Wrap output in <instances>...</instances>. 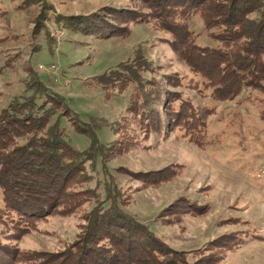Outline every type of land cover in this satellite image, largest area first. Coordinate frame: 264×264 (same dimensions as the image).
<instances>
[{
  "label": "rangeland",
  "instance_id": "374dc122",
  "mask_svg": "<svg viewBox=\"0 0 264 264\" xmlns=\"http://www.w3.org/2000/svg\"><path fill=\"white\" fill-rule=\"evenodd\" d=\"M140 4L142 0H0V113L15 97L33 93L28 82L38 77L65 97L70 118L77 114L93 124L99 143L110 147L107 155L89 151L90 134L74 126L63 109L56 111L51 124L61 117L65 139L84 152L83 169L74 172L70 188L86 195L69 213L53 211L20 238L0 223V254L7 255L1 246L43 254L64 250L84 232L87 214L97 202L87 192L95 189L104 200L110 188L126 200L121 204L126 212L169 246L186 252L191 263L200 264L203 255H210L220 264H264V93L248 88L228 100L213 98L204 79L177 55L172 34L132 20L128 13L116 18L114 10ZM42 13L48 16L51 38L39 27ZM58 14L86 16L102 27L57 25ZM257 16L249 14L247 35L255 33L249 19ZM188 26L196 45H221L214 35L218 28H208L201 13ZM137 51L154 65L155 74L143 75L166 86L164 124L159 130L151 127L150 134L140 129L137 112L128 110L133 87H113L112 82L105 87L97 81L131 61ZM172 93L202 113V140L196 135L190 139L189 131L171 123L168 111L180 105L179 94ZM148 173L160 180L148 183ZM215 239L220 246L213 245ZM232 239L242 242L229 249Z\"/></svg>",
  "mask_w": 264,
  "mask_h": 264
},
{
  "label": "trees",
  "instance_id": "16d2710c",
  "mask_svg": "<svg viewBox=\"0 0 264 264\" xmlns=\"http://www.w3.org/2000/svg\"><path fill=\"white\" fill-rule=\"evenodd\" d=\"M140 5L129 11L114 10L116 18L128 13L130 17L133 15L132 20L150 23L172 34L177 55L204 79L213 98L228 100L248 88L264 93V0H142ZM196 13L204 16L208 28H218L214 35L220 46L207 48L195 44L188 20ZM250 13H258V16L253 20L249 17L255 33L247 35L244 29ZM42 14L39 27L50 37L45 24L48 16ZM75 17L58 14L55 22L82 30L102 27L97 21L88 22L86 16ZM108 26L113 28L111 24ZM143 71L152 73L154 65L137 51L131 61L98 76L97 81L103 86L108 82H112L113 87L132 86L128 110L137 112L140 129L149 133L151 127L159 130L157 126L164 124L161 108L164 107V113L167 111L162 102L166 86L162 80H153L154 77L147 79ZM28 89L33 93L15 97L0 113V189L4 201L0 207V223L16 238L28 233L53 211L69 213L86 195V191L70 188L74 172L83 169L84 152L75 150L65 139L60 129L61 117L51 124L59 109H63L67 117L73 113L65 97L38 77L29 80ZM176 100H180L178 108L168 111L171 123L186 133L189 131L190 139L196 135L202 140L206 125L202 113L181 94ZM78 117L74 114L69 118L74 126L90 134L89 151L107 155L110 147L99 143L95 131L91 130L92 121L90 126ZM146 175L148 183L160 180L152 173ZM106 190L104 200L95 189L87 192L97 202L87 214L86 229L67 248L43 254L25 252L16 246L11 249L1 246L7 255L0 254V264H198L189 262L186 252L172 248L145 223L126 212L121 205L126 200L120 198L118 189ZM218 241L215 239L213 245L220 246L215 243ZM229 242L227 248L230 249L242 240ZM212 257L203 255L200 264H220L221 260Z\"/></svg>",
  "mask_w": 264,
  "mask_h": 264
}]
</instances>
